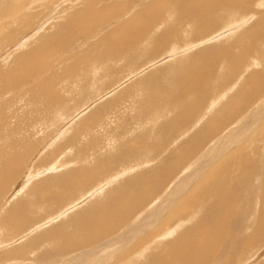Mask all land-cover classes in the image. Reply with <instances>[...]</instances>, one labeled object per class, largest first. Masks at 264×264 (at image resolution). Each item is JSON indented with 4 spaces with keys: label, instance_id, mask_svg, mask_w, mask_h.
<instances>
[{
    "label": "bare ground",
    "instance_id": "bare-ground-1",
    "mask_svg": "<svg viewBox=\"0 0 264 264\" xmlns=\"http://www.w3.org/2000/svg\"><path fill=\"white\" fill-rule=\"evenodd\" d=\"M170 1L171 3L169 2V0H158L152 2V4H148L144 7L142 6L143 8L140 11L134 13L133 15L131 14L126 20H121L123 17L120 19L121 15L123 16L125 14L123 13L124 11L122 12L123 9H126L124 6L117 7L115 5V8L112 7L113 5L109 4L107 6H104L103 4L100 8H96L99 4V1L93 3H91V1L90 3L85 4L84 8L78 12L77 19H79V24L77 22V24H71L69 20V24H64L65 26L62 27L64 28V31L62 33L61 30H59L57 32L58 35L57 33H52L51 36H46V39L45 37H41V39L39 37L40 42L44 43V45L41 43H37L36 46L27 49L24 53L22 52L23 54H19L20 56H17L14 61L12 60V68L9 73L11 75L15 74L18 77L16 78L14 83L6 82V87L2 88L0 86L3 91H5V89H7L10 84L17 85L19 83L17 86H15V89L17 90V87L20 86V84L22 85V83L26 81L27 76L29 78L30 75L40 76L41 74L42 77H44L45 74L49 75L48 73L52 71L48 64V59L50 58V61L54 64H58V66H64V71L59 75L60 79L58 78L60 82L64 84L65 78H69V76L73 77L77 69L74 68L75 65H66V61H63V59L60 60V58L55 59V57L62 53V50L65 49L64 47H68L72 39H76L75 37L83 39L86 36H89L93 31V26L95 24L100 26L101 24L106 23L111 18L117 20L116 28L104 33V35H102L97 41L98 43L95 42L93 46L89 47L90 52L85 51L86 53L80 56H73V59L84 57V61L82 63L85 64V71H90L95 66H97L92 72L87 71L89 73L82 74V80H87V78L89 77V75L91 76V74L93 76H97V78L95 79H98L99 76V78H101L102 74V78H104V76L109 77L113 72L115 73L118 70L117 67L121 66L123 63H125L126 66H129L133 62L140 60L142 57L152 58V54H158L156 57L161 54V56L166 57V63L167 60L169 63L167 69L169 68L172 71V75L170 77L163 76L164 79L160 78V80L163 79L164 84H167H165L166 87L160 86L158 75H153L155 72L154 71L151 75L144 77L143 80H138L136 85L132 84V88L130 86L123 89V87L121 90H119L120 92L112 93L113 95H110L111 92H115V90L117 91V89L112 91V89L109 90L107 88L108 90L106 89V92H104L103 94L98 95L95 98L93 97L94 99L91 98L92 100L90 99V102L86 101L87 103H89V107L85 104L86 107L83 108L84 113L86 110L89 111V108H91L90 105H96L94 108L92 107L93 109H90L91 111L88 112L89 114L86 113L87 115L85 116V119H82V117L80 121L77 122H82L83 125L84 123L88 124L90 121H93V119L96 118L99 114H103L100 112L104 109H107V107H112V105H115L118 102L120 104L119 95L123 96L125 93H130L132 90H134L133 88L137 86L139 88L136 87L137 89H135V94L141 92L146 93L147 96L151 91H155V93L151 92V94H149L147 97L145 96L144 98L141 94V97L138 100L139 113H137V115L139 116L140 114L143 117H140L141 119H143V121H145L144 118L149 117L152 120L159 118L164 119L166 114H169V112L171 114L173 112L174 114V116L172 114L173 117L169 115V119L170 117H172L170 121H166L164 119L165 121L162 120L163 123L161 124L160 128L158 127L159 125L157 126V128L160 129V133L158 134V138L154 143L147 144L146 141L140 142V140L146 138L145 134H142L138 137L135 136V138H132L133 140L127 141V144L122 145L120 148H117L116 146V153L115 151H113L114 154H111L109 152L110 154L107 153L108 155H104L96 151V153L98 154L95 156V153L93 154L92 152L93 156L91 157L90 150V154H88L87 152H81L80 156L82 159L80 158V160L79 157L77 158L80 160L81 164L77 165V163L75 162L74 166L73 162V166L70 169H66L61 173L53 174V177H48L47 179L45 178L46 180L41 181L40 184L37 182L35 185L33 184L30 187L29 185H27L29 184L27 183L28 181L25 182V179L22 185H20L21 179L20 182L18 181L19 188L17 190L14 189L15 191H13V193L15 194H13L11 198H13L14 195H17L20 192H24L25 194V191H27L29 192L28 195L33 196L36 200H34V202H30L27 201L23 196L19 197V199L21 198V202L15 200V203L10 205L7 209V213L3 217H0V230L2 232L4 230H9L10 232L13 230H17V228H23L20 226H22L24 224L23 222H25L27 217H29L27 216V213L29 212L31 207L33 208L36 205V201L41 203L46 200H52L53 203L54 201H57L56 204H59V202L60 204H64L62 202H66V204L62 205L56 212H54L55 210H53V215L56 214L54 217H52L53 215L50 214V218L54 220L57 217L59 218L61 217V215L65 214V210H67L68 208H70L71 211L72 207L76 208L79 204L82 203L81 201L88 199V197L95 196L94 194H96L97 192L101 193L102 191H104L106 185L108 186L112 182L118 180L116 184L110 186L105 192H103V194H101L100 196L97 195V200H88V202L85 203L86 206L82 203V207H84L82 209L83 211L80 210L82 211L80 214H78V212L75 213L76 211L73 212L72 210L73 213H71V215H73H69L70 217L74 216L72 218V224L70 223L71 220H68L70 217L68 219H65L69 222L64 220L65 224L66 222H68V224H71V232H68V229L67 232L64 231L65 229L61 226V224L57 227L53 226L54 228L51 227V229H49L48 226L47 230L43 229L44 234L42 235L36 234V232L35 234L39 235L36 236V238L38 237V241L39 239L41 241L48 238L52 240L48 241L52 242L51 244L53 246L51 245L50 248V242L48 243L47 240H44L46 246L47 243L49 244L48 247L50 249L46 247V252H38L39 255L37 254V257L35 256V258L33 256V260L28 261L27 264H127L131 260V258L132 263L130 264H240L242 260L247 261V258H249L248 256H250L252 252V255H254V253L256 252L253 251L255 250V247H257L258 245L260 246L264 243L263 242L259 244L264 239V170L262 169L264 168V154L259 156L260 152L258 151H260L262 148H258L256 145L259 144H256V142L255 146H252L253 144L251 145V143H249L251 146L250 148L249 145L248 147L247 145H245L243 148L239 147V149L237 150L234 149V144L238 145L242 140V135L245 134L243 133L244 127H249L248 134L254 132L253 136H257V139L255 138V140L261 141L260 143L264 144V142H262L264 139V52L261 53L258 49V44L264 43V0ZM0 2H2V0H0ZM162 2H168L169 4L168 6H161L160 9H156L158 7L157 5ZM173 2L178 8H172L174 6ZM114 3L115 2H113L112 4ZM253 4V8H260V11L258 13H253L255 12V10H253V12L248 11L249 13L253 14H251L248 19L246 18V20L249 21V19L251 17H254L255 14L256 18H254L252 22H249L251 24L243 31H241L242 28H240V30H237V28L246 23L245 17H242L244 14L243 11L248 10L249 8L251 9ZM20 7L21 5H19V8ZM19 8L17 7V9ZM219 9L229 12L226 16L218 19L215 15L212 14H214ZM241 12L243 13L242 16ZM6 13L10 16L12 15L9 10H7ZM16 13L19 17L14 16L16 15ZM14 15L10 20L12 21V24H9L10 21L5 20L8 21L7 23L9 24V27L10 25L13 26L14 24H20L21 20L23 22V18H26L30 14H28L27 16L23 15L24 17H21L18 12H15ZM173 15H177L178 19L180 20H188L189 22H173ZM157 22L159 24L154 25V23ZM85 26H87L88 29L81 30L82 28L85 29ZM235 29L236 31H234ZM218 30L219 32H217ZM70 31H72L71 34L73 33L75 35L74 38L70 34ZM225 33H228L229 36L222 42L218 44L216 43L212 47L211 45L203 47L202 49L197 50L193 55H189L193 52L189 53L183 50V52L186 54L182 55L183 53L181 52L182 56L178 57L180 56L179 50L183 48H187L186 50L192 48L189 47L193 44L192 37H202L203 35L208 34L211 35L210 39H217L221 36H224ZM36 35L37 33L33 35L34 37H31V35H29V41L34 39ZM38 36H40V34ZM67 36L69 38V41H66L68 39H65V43L62 41V38H66ZM186 38L189 39L187 40ZM185 39L186 41H184ZM27 43L28 42H25L23 44L18 43L19 46H17L19 48L21 47V49H24ZM181 43L183 44V47L178 48L180 47L179 44ZM197 44L201 45L200 43ZM171 56L173 58H178H174L169 62V60H171ZM159 57L156 58V60L147 63V67L152 68L156 66L159 61L161 63L162 60H165L164 58H161L162 60H160ZM196 58L198 60H195ZM5 59H7V57ZM201 59L204 60L200 61ZM78 60L73 61L77 62ZM178 60H180V62H178ZM192 61H194V64H192ZM195 61L200 62L196 63ZM190 64L194 66L197 65L198 69L193 68V66H191ZM130 69L129 71L127 70L129 72H127L128 74L131 73L130 78L141 74L142 69H139L136 73H134V70L130 71ZM167 69H165V72ZM27 70L30 71L28 74H25V71ZM190 71H193L194 73ZM7 72L8 71L0 73L1 80L6 81L5 79L9 74ZM97 73L98 75H96ZM220 73L222 74L220 75ZM231 79L235 80V82L231 85H227L225 82ZM9 81L11 82V80ZM92 81L94 82L93 79ZM97 81L98 80H96V82ZM42 82V87H39V84H36L38 85L36 86L37 90L35 89L34 91H28L26 89L24 93L29 95L31 94L32 99H37V101H39L40 104L38 105L42 104L48 110L57 108L59 110H55L57 119L64 121L65 119L63 118V115L68 114L69 111L71 112L72 110H68V113H65L67 108H65L64 111L65 106L63 107L61 105L62 102H64L68 98L60 95V92L58 93L57 89H54V81H52L50 78L45 77ZM96 82H94L92 85H95ZM160 83L162 84L163 82ZM122 84L120 85L123 86ZM85 85L86 84H82L81 87H79V89H82L81 91L83 92L85 90ZM93 87L95 89V86ZM119 88L121 87L119 86ZM63 93L66 94L65 92ZM160 93H162V95ZM69 94L71 93L69 92L67 94V97H69ZM29 95L28 98L31 97ZM106 95H108V99L105 98V101L101 99ZM89 97H91V94ZM81 98H79V101ZM87 100L89 101V98ZM98 100H103V103H101V101V105L98 104L99 102L95 103ZM206 100H208L209 102V105L207 106L205 105L207 104ZM67 101L69 103V100H66V102ZM255 102L259 103V110L258 112H251L249 114L246 109L250 106V104ZM78 104H80V102ZM256 104L252 107H255ZM27 105L25 104L24 106L26 107ZM204 105L207 108L203 111L204 114L200 117V114L198 115V112H200L199 110H201ZM218 105L219 107H217ZM10 106L8 105V109ZM82 106L83 105H81L80 107ZM41 107L42 106H40L39 108ZM36 108L37 107H35V109ZM85 108L87 109L85 110ZM43 109H41V111H43ZM14 110H16V108ZM24 111H26V109ZM81 111H75L76 113L72 117L70 115V118L65 120L67 123L66 125H68L73 119H75V117L79 118L80 116L78 115ZM174 111L177 112L176 116ZM213 111L214 113L210 115V113ZM245 112H247L248 115H245ZM34 113L36 114L35 111ZM52 113L54 114V112ZM110 113L111 111H108V114L106 113V116H108ZM27 114L29 113H26V115ZM35 114L34 116L31 115L33 119L37 116L38 112L36 115ZM137 115L135 119H137ZM10 117H8V119ZM24 117L25 116H23V118ZM38 117L39 116L36 117V120H33L34 122H32V124L38 121ZM166 117L168 118V116ZM11 118L13 119V117ZM23 118L20 117V119ZM0 119H2V117ZM15 119H17V117ZM30 119L32 120L31 117ZM40 119L42 118H39V121H41ZM51 119L54 118L51 117ZM110 120L108 123L109 126L113 125ZM25 121L28 123L29 126L27 127H29V129H34L38 125H30L31 123H29L26 118ZM44 124L45 123H43V125ZM46 124L48 125V123ZM104 124L105 129L106 123ZM16 125L17 124H15V126ZM52 126L53 125H51V127ZM39 127L42 128L41 125ZM97 127L98 126H96V128ZM23 128L26 129V127ZM23 128L17 129L15 130V134H11L13 137V139H11L14 140V143L11 140L12 143L10 142L9 145L13 144L11 145V149L12 147H16V149L13 148L15 150L11 153V150L9 152L7 151L8 153H10L7 155L0 154V156L2 155L1 157H3L2 161L0 162V195H5V193L8 191V186L12 182H14L13 180L15 175H19L20 170L23 167V163H25V161H28V157L31 156V153L33 154L32 151H34L37 147V145L34 144L32 140H30L37 133L34 134L33 137L26 139L22 136V133L25 131ZM81 128L82 127L76 130L80 131ZM112 128H108L107 130H105L107 136L112 135L110 133V130H112ZM125 128H122L123 131L125 130ZM85 130L86 127L83 130L81 129V131ZM92 130L94 131V129ZM116 130L115 128L113 129V131L115 132ZM0 131H2V129ZM32 131L29 132L33 134ZM40 131H42L43 133V130L40 129ZM40 131L36 130V132ZM26 132L28 134V130ZM62 132L64 133V131ZM99 132L100 134H102L100 130ZM122 133L121 135H123ZM62 134H56L57 137H53L51 135L54 139L51 143L57 142L62 137ZM70 134L72 135L73 133ZM117 134L116 137L118 138L120 134ZM4 135L3 137L1 135L0 136L2 138H5ZM11 135H9V137ZM84 135L82 134V136ZM76 137L79 138L78 136ZM76 137L74 135V137L70 138L72 140V144H74L73 141L76 142V140H78ZM122 137L123 136H120L119 139H121ZM180 137H183L184 141L177 146L175 145L176 148L174 147V150L172 148L173 152H170L171 154L169 157H163L162 159L157 161V163H159H156L157 165L154 168L142 170V166H144L142 164H144L145 162L146 164H148L150 161H155L156 158L159 159L161 157L160 156L158 158L160 153L162 151L166 152V150L169 148L170 145L167 146V144L170 143L169 141L175 138L179 139ZM106 138L107 137H105V139ZM210 139H214V142H210ZM9 140L10 139H8V141ZM92 140L95 141L94 139H91V142ZM112 140L111 143L113 142ZM88 141H86V143ZM0 142L2 143L4 141L1 139ZM66 142H68V140ZM66 142L65 144H67ZM91 142L89 141V143ZM122 142H125V140ZM89 143L85 144V147L86 145L90 146L91 144ZM72 144L67 145L70 147ZM93 144L92 146H94ZM108 144L109 143L107 142V144L105 145ZM1 146L3 145L1 144ZM45 146L48 145H44V148ZM4 147L6 149V145ZM61 147L63 148V146ZM1 149L3 150L4 148ZM7 149H10V147H8ZM60 149L56 151H59ZM233 150H235L233 154L224 157L226 152L229 153ZM49 151H51V153L48 152V154L50 153L51 156L53 154L55 155L56 153L53 150ZM246 151H250L251 153L249 154H254V160L252 159V157L246 154ZM195 152L196 155L198 153H200V155L195 156ZM83 154L86 155V158L83 156ZM46 157L48 158V156H45V158ZM90 158L92 159V161H90ZM218 158H220L219 162L215 166H212L214 165L212 164V162H214L215 159ZM140 159H142L143 162ZM190 161H194V166L189 167L190 165H188V163ZM65 162V168H67L68 163L71 164L72 161L67 162L66 159ZM135 162L141 163L137 164V166L140 165L139 169H137L139 171H133L134 173L131 174L128 179L119 181V176L124 173H128L126 171H130L133 169V166H136L134 165ZM186 163L188 166L184 167ZM51 164H53V162H51ZM47 168L51 171L53 169L51 167ZM187 168L190 169L186 170ZM57 170H59V168H57ZM169 181H173V183L169 185ZM250 181H260L261 187L259 188V191H257V183H255L256 187H254L252 183H250ZM167 185H169L170 187H167V190L164 189L165 193L163 191V194L165 195L157 198L160 190L165 188ZM26 186L28 188L24 190ZM29 187L32 189H30ZM161 194L162 193H160V195ZM183 194L185 195L182 196V198L179 197ZM1 197L2 196H0V199ZM43 206V208L46 207V205L44 204ZM35 212L37 213V211H34V214ZM45 213L43 212V214ZM163 216L164 218H162ZM36 217L37 216H35L34 218L36 219ZM40 217L41 216L38 217L39 221H37V224L39 225L41 223ZM45 219L46 217L44 218V220ZM27 222L28 221H26V224H28ZM22 231L24 232V230ZM22 231L21 233H23ZM27 231H29V229H27ZM7 235L13 236L12 234ZM1 236L2 235H0V237ZM166 236L172 238L166 239ZM153 243L154 245L151 246ZM32 244H35L34 240H30L27 244L24 243V245L20 247L18 246V248L12 250L11 252L7 251V255L0 257V262L3 261L4 257L10 256V253L13 257L17 255H24V252L26 253L27 251H29L27 249L34 246ZM38 246L36 245V247ZM41 246L43 247V245ZM150 247H152L151 251L148 250ZM38 248H40V246ZM34 249L32 251H34ZM43 249L45 250V248ZM29 254L31 256V254L33 255L34 253L31 252ZM142 254H144L145 257L141 258L142 256L140 255ZM130 256L131 258H129ZM25 262H27V260ZM10 263L13 264L12 262ZM19 263L15 262V264ZM6 264L9 263L7 262ZM20 264H22V261Z\"/></svg>",
    "mask_w": 264,
    "mask_h": 264
},
{
    "label": "rangeland",
    "instance_id": "rangeland-1",
    "mask_svg": "<svg viewBox=\"0 0 264 264\" xmlns=\"http://www.w3.org/2000/svg\"><path fill=\"white\" fill-rule=\"evenodd\" d=\"M51 1V2H50ZM92 1V2H91ZM97 1H99V4H98V6H97V4H96V8H100L101 7V5H103L104 4V6L106 5H113L112 7H115V5L117 6V7H119V6H124L126 9H123L122 10V12L123 13H125L123 16L121 15V17H120V15H119V17H120V19L121 20H126L131 14L133 15L134 13H136V12H138V11H140L144 6H146V5H148V4H152V2H154V1H158V0H97ZM96 0H2V2H0V73L1 72H5V71H8L7 73H9L10 72V70H11V68H12V63H13V61L16 59V57L17 56H20L19 54H23L27 49H29V48H32V47H34V46H36L37 45V43H41V44H43L44 45V43H42V42H40V39H41V37H45V39H46V36L47 37H49V36H51L52 35V33L53 34H56L59 30H61V33L64 31L63 29L64 28H62L63 26H65V25H67V24H69V22H71V24L73 23V24H77L78 22H79V19H77V17H78V12L79 11H81L83 8H84V6H85V4H87V3H93V2H97ZM177 1H180V0H177ZM183 1V0H182ZM33 2V3H32ZM42 2V3H41ZM48 2V3H47ZM113 2H115L114 4H112ZM169 2L171 3V1L169 0ZM23 3V4H22ZM51 3V4H50ZM105 3H107V4H105ZM174 3V2H173ZM21 5V7L19 8V5ZM64 4V5H63ZM119 4V5H118ZM160 4V5H159ZM157 6V8L156 9H160V7L162 6H168V2H162V3H159ZM2 5H4V6H2ZM13 5V6H12ZM57 5V6H56ZM93 6V7H94ZM143 6V7H142ZM170 6V5H169ZM245 6V5H244ZM243 6V7H244ZM13 7V8H12ZM16 8V10H15V8ZM17 7L19 8V9H17ZM94 7V8H95ZM103 7V6H102ZM141 7V8H140ZM177 6H176V4L174 3V6L172 7V8H176ZM242 7V8H243ZM254 7V4L252 5V7H251V9L249 8L248 10H245V11H243L244 12V14H246V15H244L242 12H241V16H242V14H243V16L242 17H245V20H246V18L248 19L249 18V16L251 15V14H253V13H258L259 11H260V8L259 9H254L253 8ZM116 8V7H115ZM178 8V7H177ZM7 10H9L10 12H11V16L10 15H8L7 13H6V11ZM114 10V9H113ZM136 10V11H135ZM173 10V9H172ZM253 10H255V12H253ZM253 12V13H249V12ZM15 12H18L19 13V15L22 17L23 15L24 16H27L28 14H30L29 16H27L26 18H23L24 19V21L22 22V20H21V22H20V24H14L13 26L12 25H10V27H9V24H12V21H10L13 17V15L15 14ZM128 12V13H127ZM229 11H225V10H221V9H219V10H217L214 14H212V15H215L218 19H220V18H222V17H224V16H226L227 15V13H228ZM246 12V13H245ZM28 13V14H27ZM74 13V14H73ZM247 13H249V14H247ZM128 14V15H127ZM14 16H17V17H19L18 16V14L16 13V15H14ZM23 16V17H24ZM73 16V17H72ZM76 16V17H75ZM125 16V17H124ZM127 16V17H126ZM259 16H261V15H259ZM69 17V18H68ZM71 17V18H70ZM75 17V18H74ZM9 18V19H8ZM28 18V19H27ZM254 18H256V14L254 15V17H251L250 19H249V21H245L246 23L245 24H243V25H241V27H239V28H237V30H240V28H242V30L241 31H243L245 28H247L251 23H249V22H252L253 20H254ZM117 19H119V18H117ZM5 20H8V21H10L9 22V24L7 23L8 21H5ZM70 20V21H69ZM26 21H28V22H26ZM67 21V22H66ZM69 21V22H68ZM116 19H109L106 23H104V24H101L100 26H98V25H94L93 27V31L90 33V35L89 36H86L85 38H83V39H80V38H78V37H75L76 39H72L71 40V43H69V45H68V47L66 46V47H64L65 49H63L62 50V53L61 54H59L58 56H56L55 57V59H59L60 58V60H62L63 59V61H66V65H69V66H74V68L75 69H77V71L75 72V75L72 77V76H69V78H65V82H64V84H62V82H60V78H59V75L64 71V66L63 65H59L58 66V64L56 65V64H54L53 62H51L50 61V59H48V64H49V66H50V68L52 69V71L50 72V73H48L49 75H47V74H45L44 75V77H42V75L40 74V76L39 75H35V76H33V75H30L29 76V78H28V76H27V78H26V81H24L23 83H22V85L20 84V86H18L17 87V90L15 89V86H17V85H11L10 84V86H8V88L7 89H5V91H3V87H6L5 86V84H6V82H9V83H14L15 82V80H16V78L18 77V76H16L15 74L14 75H11L10 73L8 74V76L6 77V81H4V80H1L0 81V86L2 87H0V113H1V115H0V118L2 117V119H0V124H2V125H0V130L2 129V131H4L6 134H8V135H6L4 132H2V131H0V135L3 137V135H4V137L5 138H2L1 136V138H0V141H1V139L4 141V142H0V146H1V144L3 145V146H1L0 147V149L1 148H4L3 150L1 149L0 150V154H5V155H7V154H10L11 152H13L15 149H16V147H12V149H11V145H13V144H10L9 145V143L11 142V140L13 139V137H12V135L13 134H15V130H17V129H20V128H23V127H26V129H24L25 131L22 133V136L23 137H25L26 139L28 138H31V137H33L34 136V134H36L32 139H30V140H32L33 142H34V144H36L37 145V147H36V149L34 150V151H32L33 152V154L31 153L30 155V157H28V161H25V163H23V167L21 168V170H20V173H19V175L18 174H16L15 175V177H14V182H12L8 187L9 188H7L8 189V191L5 193V195L4 194H2V195H0V196H2L1 197V199H0V208H2V209H0V217L2 216H4L6 213H7V209L9 208V206L10 205H12L13 203H15L14 201L15 200H17V201H19V202H21L20 200H21V198L19 199V197H21V196H23L24 198H26V200L27 201H30V202H34V200H36V199H34V197L33 196H29L28 195V193L29 192H27V191H25L26 193L24 194V192H20V193H18L17 195H14L13 196V198H11L12 197V195L13 194H15V193H13V191H15V190H17L19 187H18V185H19V182H20V179H21V184L20 185H22L23 184V181H24V179H25V182L26 181H28L27 183H29V184H27V185H29L30 187L34 184H36L37 182L40 184L41 183V181H43V180H46L48 177H53V174H57V173H61V172H63L64 170H68V169H70L72 166H73V164H74V166H75V162L77 163V165L78 164H81L80 163V160L82 159L81 158V156H80V154H81V152H84V153H88V154H90L89 153V150H90V152H91V157L93 156V154L96 156L98 153H96V151L97 152H99L100 154H107V153H111V154H114V152L113 151H115V153H116V146H117V148L119 147H121L122 145H126L127 143V141H129V140H133L132 138H135V136H141L142 134H145V139L143 138V140H140V142H145L146 141V143L147 144H152V143H154L156 140H157V138H158V134L160 133V126H161V124L163 123V121H170V119H172V117L174 116V114H173V112H172V114H173V116H172V114L169 112V114H166V116H168V118L166 119L165 117H164V119L162 118H159V119H155V120H152L150 117L149 118H144V120L145 121H143V119H141L140 117H142L140 114H139V116L137 115V113H139L138 111H139V107H138V100L140 99V97H141V94H142V97L144 98L145 96H146V93H141V92H138V93H136L135 94V89H137V88H139V87H134L133 89L134 90H130L131 92L130 93H125L123 96H121V95H119L120 96V104H119V102L118 103H116L115 105H112V107L111 106H109V108L107 107V109H104L103 111H101L100 113H103V114H99L96 118H94L93 119V121H90L88 124H85L84 123V125L82 124V122L81 123H77V122H79L80 121V119L82 118V119H85V116L87 115V114H89L88 112H90L91 110L90 109H93L94 107H95V103H98V104H100V101H101V103H103L102 101L104 100H106V99H108V95H106L104 98H101V99H103V100H98V101H96L95 103H93V104H95L94 106L93 105H90V107L91 108H89V111H87L86 109L87 108H85V113H84V110H83V108L84 107H86V105L89 107V103H87V102H90L92 99H94L95 97H97L98 95H101V94H103L104 92H106V89L108 88L109 90L110 89H112V91H114L115 89H117V91L115 90V92H111V94L110 95H113L112 93H117V92H120L119 90H121L123 87V89H125V88H128V87H130L131 86V88L133 87V85H136L137 84V81L138 80H143V78L144 77H146V76H148V75H151L152 74V72H154V74L153 75H158V80H160V78H163L164 79V77L163 76H165V77H170L171 75H172V71L168 68L167 69V66L169 65V63H168V60H167V63H166V57H164V56H161V55H159V56H161V57H159V59L160 60H162L161 58H164L165 60H162V64L160 63V61H159V65L157 64L156 66H154V67H152V68H148L147 67V63H149L150 61H154V60H156V58H158V57H156L158 54H152V58H154V57H156V58H154V59H152L151 57H142L140 60H138V61H135V62H133L131 65H129V66H126L125 65V63H123L121 66H119V67H117L118 68V70L114 73H112V75H110L109 77H111V78H109V77H107V76H104V78H102V75H101V78H99L98 77V79H95V78H97V76H93L92 74H91V76L89 75V77L87 78V80H82L81 79V75L82 74H84V73H89V72H92L93 70H94V68H96L97 66H95L93 69H91L90 71L89 70H87V71H89V72H87V71H85L84 70V63H82L84 60V57L83 58H78V59H73V56H76V55H82V54H84V53H86V52H90V48L89 47H91V46H93V44L95 43V42H97L98 40H99V38L102 36V35H104V33H106V32H109V31H111V30H113L114 28H116ZM172 21L173 22H177V21H182V22H184V23H188L189 21L188 20H183V19H178V16L177 15H173V17H172ZM2 22V23H1ZM6 22V23H5ZM66 22V23H65ZM77 22V23H76ZM2 24V25H1ZM5 26H4V25ZM8 24V25H7ZM24 24V25H23ZM46 24V25H45ZM65 24V25H64ZM79 24V23H78ZM159 23L157 22V23H154V25H158ZM253 24V23H252ZM40 25H41V29H40ZM44 25V26H43ZM71 26H73V25H71ZM240 26V25H239ZM35 27H37V28H35ZM61 27V28H60ZM35 28V29H34ZM60 28V29H59ZM82 28V27H81ZM85 29H81V30H87L88 29V27L87 26H85L84 27ZM37 29V30H36ZM39 29H40V31H39ZM34 31V32H33ZM36 31V32H35ZM234 31H236V29L234 30ZM240 31V32H241ZM32 32H33V34H32ZM71 32L72 31H70V34H71ZM217 32H219V30L217 31ZM240 32H238V33H240ZM35 33H37V35H36V37L34 38V39H32V40H30L29 41V39H30V36L29 35H31V37L35 34ZM44 33V34H43ZM237 33V34H238ZM40 34V36H38ZM43 35V36H42ZM57 35H58V33H57ZM72 35V37L74 38V34L72 33L71 34ZM70 35V36H71ZM207 36V37H206ZM212 36H213V34H212ZM229 36V34L228 33H225L224 34V36H221V37H219V38H212V39H210L211 38V35H208V34H206V35H203L202 37L200 36V37H192V43H190V44H192L193 46H194V48H193V46L192 45H190L189 47H192V48H190V49H188V50H186L187 48H183V49H181V50H179L180 52V56H178V57H181L182 55H184V54H186V53H184L183 52V50L184 51H186V52H189V53H192V54H189V55H193V54H195V52L197 51V50H200V49H202L203 47H207V46H210L211 45V47L212 46H214V44H218V43H220V42H222L223 40H225L227 37ZM28 37H29V39H28ZM34 37V36H33ZM39 37H40V39H39ZM222 37H224V38H222ZM196 38V39H195ZM208 38V39H207ZM63 40V42H65L66 43V41H69V38H68V36L65 38H62ZM65 39H68V40H66L65 41ZM71 39V38H70ZM187 40L189 39V38H186ZM186 39L184 40V41H186ZM198 39V40H197ZM82 40V41H81ZM200 40V41H199ZM207 42H206V41ZM22 41V42H21ZM202 41H203V43H202ZM209 41V42H208ZM13 42V43H12ZM25 42H28L26 45H25V47H24V49L22 48L21 49V47L19 48L18 46H19V44L18 43H25ZM64 43V44H65ZM85 43V44H84ZM98 43V42H97ZM197 43H200L201 45H199V44H197V46H196V44ZM61 44V43H60ZM18 45V46H17ZM180 45V47H178V48H181V47H183V44L181 43V44H179ZM199 45V46H198ZM14 46H16V47H14ZM258 49H259V51L261 52V53H263L264 52V43H260V44H258ZM73 47V48H72ZM10 48V49H9ZM12 48V49H11ZM86 51V52H85ZM23 52V53H22ZM166 52V51H165ZM183 54H182V53ZM64 53V54H63ZM178 53V52H177ZM7 54H8V56H7ZM182 54V55H181ZM188 54V53H187ZM63 56V57H62ZM167 56V55H166ZM7 57V59H5ZM178 57H174L175 59H177ZM183 57H185V56H183ZM172 56H171V60H169V62L170 61H172L173 59H174ZM5 59V60H4ZM151 59V60H150ZM253 59V58H252ZM8 60V61H7ZM13 60V61H12ZM73 60H78L77 62H74ZM195 60H198L197 58L195 59ZM202 60H204V59H201L200 61H202ZM182 61H183V58H182ZM200 61H195L196 63H199ZM156 62V61H155ZM164 62V63H163ZM178 62H180V60H178ZM74 63V64H73ZM134 64V65H133ZM192 64H194V61H192ZM192 64H190L191 66H193V68H197L198 69V66L197 65H192ZM111 65V64H110ZM11 66V67H10ZM145 68H144V67ZM56 67H58V68H56ZM130 69V71L131 70H134L135 72L134 73H136V72H138V70L139 69H142L141 70V74H139V75H136L135 77L133 76V77H131L130 78V75H131V73L130 74H128L129 72V69ZM133 68V69H132ZM144 68V69H143ZM148 69V70H147ZM165 69H167L166 70V72H165ZM61 70V71H60ZM110 70V69H109ZM128 70V71H127ZM29 71L30 70H27V71H25V74H28L29 73ZM156 71H157V73H156ZM73 72H74V70H73ZM101 72V71H100ZM128 72V73H127ZM190 72H193V71H190ZM7 73H5V74H7ZM194 73V72H193ZM53 74H55V75H53ZM101 74V73H100ZM222 73H220V75H221ZM11 75V76H10ZM96 75H98V73L96 74ZM123 75V76H122ZM128 75V76H127ZM219 75V76H220ZM38 76V77H37ZM56 78H55V77ZM10 77V78H9ZM32 77V78H31ZM45 77H47V78H50L52 81H54L53 82V86H54V89H57V92L60 94V95H62V96H65V98H68V99H66V100H69V103H68V101L66 102V100L64 101V102H62V106L64 107V111H65V108H67L66 109V111H65V113H68V110H71V112L69 111V113L68 114H64L63 115V118L66 120V119H68V118H70V115H71V117L77 112V111H81V110H83V111H81L80 112V114L78 115V116H80L79 118H77V117H75V119H73L68 125H66L67 123H66V121L64 120V121H62V120H59V119H57V116L55 115V112L56 111H59L57 108H53V109H50V110H48V109H46L45 108V106L44 105H38V104H40L39 103V101H37V99H32V95L30 94H25L24 93V91L27 89L28 91H34L35 89L37 90V87L36 86H38V85H36V84H39V87H42L43 86V79L45 78ZM142 77V78H141ZM8 78V79H7ZM12 78V79H11ZM59 78V79H58ZM127 78V79H126ZM92 79L94 80V82H96V80H98L96 83H95V85H92L94 82L92 81ZM101 79V80H100ZM107 79H108V81H107ZM112 79V80H111ZM122 79V80H121ZM129 79V80H128ZM163 79H161L160 80V82H163L162 84L159 82V84H160V86H163V87H166V85L164 84V81H163ZM166 79V78H165ZM9 80H11V82L9 81ZM39 80V81H38ZM55 80H56V82H55ZM119 80V81H118ZM121 80V81H120ZM127 80V81H126ZM100 81V82H99ZM116 81H118V82H116ZM230 81V82H229ZM235 82V80H228V81H226L225 83L227 84V85H231L232 83H234ZM241 82V81H240ZM55 83V84H54ZM98 83V84H97ZM123 83V84H122ZM135 83V84H134ZM82 84H86L85 86H84V88H85V90H84V92L83 91H81L82 89H79V87H81V85ZM120 84H122L123 86H121ZM133 84V85H132ZM140 84H141V82H140ZM121 87V88H119V86ZM165 85V86H164ZM217 85V84H216ZM215 85V86H216ZM22 86V87H21ZM56 86V87H55ZM93 86H95V89H94V87ZM118 86V87H117ZM140 86V85H139ZM171 86V85H170ZM169 86V87H170ZM218 86V85H217ZM74 88V89H73ZM114 88V89H113ZM10 89V90H9ZM107 89V90H108ZM208 89V88H207ZM20 90V91H19ZM209 90V89H208ZM235 90H237V89H235ZM9 91V92H8ZM81 91V92H80ZM63 92H65L66 94H64ZM71 93V94H69V97H67L68 95V93ZM152 93H155V91H151ZM151 92L150 93H148V95L149 94H151ZM159 92H161V91H159ZM82 95H81V94ZM223 93V92H222ZM3 94V95H2ZM89 94V95H88ZM90 94H91V97H89L90 96ZM94 94V95H93ZM95 94H97V95H95ZM161 95H162V93H160ZM20 95H22V96H20ZM28 95L29 96H31V97H29L28 98ZM75 95V96H74ZM77 95H79V96H77ZM87 95V96H86ZM109 95V96H110ZM147 95V96H148ZM16 96H18V97H16ZM146 96V97H147ZM151 96V95H150ZM16 97V98H15ZM82 97V98H81ZM85 97V98H84ZM89 98V101L87 100L88 98ZM94 97V98H93ZM79 98H81L80 99V101H79ZM92 98V99H91ZM106 98V99H105ZM8 99H10V100H8ZM16 99H18V100H16ZM29 99V100H28ZM91 99V100H90ZM2 100V101H1ZM22 101V102H21ZM24 101H26V102H24ZM87 101V102H86ZM14 102V103H13ZM16 102V103H15ZM30 102H31V104H30ZM34 102V103H33ZM37 102V103H36ZM66 102V103H65ZM80 102V104H78ZM9 103V104H8ZM32 103H33V105H32ZM36 103V104H35ZM206 103L207 104H205L206 106L207 105H209V102H208V100H206ZM257 102H255V103H252V104H250V106L246 109V111L250 114L251 112H258V110H259V103H257ZM7 104V105H6ZM27 105L26 107L24 106V105ZM86 104V105H85ZM97 104V105H98ZM256 104V106L255 107H252V106H254ZM8 105L10 106L9 107V109H8ZM30 105V106H29ZM60 105V106H61ZM78 105V106H77ZM81 105H83L82 107H80ZM101 105V104H100ZM204 105V107H202V109L201 110H199L200 112H198V115L201 117L204 113H203V111L207 108L206 106ZM7 106V107H6ZM21 106V107H20ZM34 106V107H33ZM40 106H42L41 108H39ZM115 106V107H114ZM120 109H118L117 107ZM6 107V108H5ZM20 107V108H19ZM24 107V108H23ZM31 107V108H30ZM35 107H37L36 109H35ZM59 107V106H58ZM80 107V108H79ZM93 107V108H92ZM217 107H219V105L217 106ZM216 107V108H217ZM3 108V109H2ZM16 108V110H14ZM35 110H34V109ZM45 110H44V109ZM78 108V109H77ZM130 108V109H129ZM5 109V110H4ZM8 109V110H7ZM20 109V110H19ZM26 109V111H24ZM41 109H43V111H41ZM1 110H2V112H1ZM7 110V111H6ZM11 112H10V111ZM36 112V114H37V112H38V114H37V116H39L38 118H37V122H35V123H33L34 125L36 124H38L36 127L35 126H33V127H35L34 129L32 128V127H30V128H32V129H29V127H27V126H29L28 125V123L25 121V118H26V120L29 122V123H31L30 125H33L32 124V122H34L33 120H36V117H34V119H33V117L31 116V115H33L34 116V111ZM48 110V111H47ZM56 110V111H55ZM122 110V111H121ZM4 111H5V113H4ZM43 112V113H40V112ZM44 111H46V112H44ZM73 111V112H72ZM76 111V112H75ZM108 111L110 112L111 111V113L108 115V116H106L107 114H108ZM9 112V113H8ZM20 112V113H19ZM23 112V113H22ZM32 112H33V114H32ZM52 112H54V114L52 113ZM115 114H114V113ZM117 112V113H116ZM175 112V111H174ZM247 112H245V115L247 114ZM26 113H29V114H27L26 115ZM31 113V114H30ZM46 113V114H45ZM82 113V114H81ZM87 113V114H86ZM107 113V114H106ZM149 113V112H148ZM214 113V111L213 112H211L210 113V115L211 114H213ZM17 114V115H16ZM35 114V115H36ZM42 114H43V116H42ZM53 114V115H52ZM153 114V113H152ZM3 115H4V117H3ZM13 117V119L10 117ZM21 115V116H20ZM25 116L24 118H23V116ZM112 117H111V116ZM136 115H137V119H135L136 118ZM169 115H171L172 117H170V119H169ZM177 115V112H175V116ZM248 115V114H247ZM10 117L9 119H8V117ZM68 116V117H67ZM17 117V119H15ZM20 117H22L23 119H20ZM30 117L32 118V120L30 119ZM47 119H46V118ZM51 117H53L54 119H51ZM101 117V118H100ZM5 118V119H4ZM39 118H42V119H40L41 121H39ZM110 118H111V120H110ZM138 118H139V120H138ZM143 118V117H142ZM4 119V120H3ZM8 119V120H7ZM30 121H29V120ZM46 119V120H45ZM100 119V120H99ZM1 120H2V122L4 123V126H3V123L1 122ZM11 120V121H10ZM16 122H15V121ZM18 120V121H17ZM21 120H23V121H21ZM45 122H44V121ZM57 120V121H56ZM109 120L112 122V124L113 125H115V126H113V125H111L112 127H114L115 128V130H116V132L115 131H113V129L114 128H112L111 126H109ZM163 120V121H162ZM43 121V122H42ZM49 121V122H48ZM51 121H53V122H51ZM13 122V123H12ZM15 122V123H14ZM21 124H20V123ZM39 122H40V124H39ZM59 122V123H58ZM24 123V124H23ZM26 123V124H25ZM42 123V124H41ZM43 123H45L44 125H43ZM46 123H48V125L46 124ZM56 123V124H55ZM64 123H65V125H64ZM104 123H106V128L104 129V127H105V124ZM6 124H8V125H6ZM15 124H17L16 126H15ZM53 125L52 127H51V125ZM79 126H78V125ZM81 124V125H80ZM142 124V125H141ZM6 125V126H5ZM12 127H11V126ZM20 125H22V126H20ZM24 125H26V126H24ZM41 125V127L42 128H40L39 126ZM43 125V126H42ZM89 125V126H88ZM104 125V126H103ZM159 125V126H158ZM19 128H18V127ZM48 126H49V128H48ZM70 126H72V127H70ZM83 126H84V128H83ZM96 126H98L97 128H96ZM108 126V127H107ZM122 126V127H121ZM127 127V128H125V127ZM157 126L159 127V128H157ZM198 126V125H197ZM4 127H11L12 129H13V131H12V129L11 128H4ZM17 127V128H16ZM39 127V128H38ZM44 127V128H43ZM80 127H82L81 129L83 130V129H85V127H86V130L85 131H81V129H80V131L79 130H76V129H79ZM90 127V128H89ZM102 127V128H101ZM120 127H121V129L122 128H125V130L123 131V129L121 130L120 129ZM47 128V129H46ZM63 128V129H62ZM73 128V129H72ZM74 128H75V130H74ZM108 128H112V130H110V133L112 134V135H108L107 136V134H106V132H105V130H107ZM37 131H40V129L41 130H43V133H42V131H40V132H36V130ZM60 129V130H59ZM62 129V130H61ZM92 129H94V131L96 132H94ZM102 129V130H101ZM126 129H128V130H126ZM7 130V131H6ZM28 130V134H27V131ZM33 130V131H32ZM35 130V131H34ZM59 130V131H58ZM73 130V131H72ZM99 130L101 131V133L103 134H100V132H99ZM29 131H32L33 132V134L31 133V132H29ZM62 131H64V133L62 132ZM122 131H123V133H122ZM126 131V132H125ZM246 131V132H245ZM248 131H249V127L247 128V127H244V131H243V133H245V134H243L242 135V140L240 141V143L238 144V145H235L234 144V149L235 150H237V149H239V147L240 148H243L245 145H247V147H248V145H249V148L251 147L250 146V144L249 143H251V145L252 146H255L256 144H259V145H256L258 148H262L260 151H258V152H260V155L259 156H261L262 154H264V149H263V143H260L261 141H257V140H255V138L257 139V136H253V134H254V132H251L250 134H248ZM254 131H256V130H254ZM12 132V133H11ZM67 134H66V133ZM81 132V133H80ZM84 132V133H83ZM89 132V133H88ZM91 132V133H90ZM95 134H94V133ZM104 132V133H103ZM25 133V134H24ZM31 133V134H30ZM63 133V134H62ZM70 133H73L72 135L70 134ZM98 133V134H97ZM120 134L119 136H118V138L116 137V134ZM121 133L123 134V135H121ZM12 134V135H11ZM56 134L57 135H59V134H62L61 136V140L59 139L57 142H54V143H51V142H53V138H52V136L53 137H57L56 136ZM78 134V135H77ZM81 134V135H80ZM82 134L84 135V134H87V135H84V136H82ZM117 134V135H118ZM124 134H127V135H124ZM9 135H11L10 137H9ZM28 135H30V136H28ZM32 135V136H31ZM52 135V136H51ZM71 135V136H70ZM74 135H75V137L76 136H78L79 138H77L78 140H76V142L75 141H73L74 142V144H72V140L70 139L71 137H74ZM8 138H7V137ZM82 136V137H81ZM100 136V137H99ZM115 136V137H114ZM120 136H123L121 139H119L120 138ZM81 137V138H80ZM85 137V138H84ZM93 137V138H92ZM105 137H107L106 139H105ZM114 137V138H113ZM128 137V138H127ZM12 138V139H11ZM48 138V139H47ZM88 138V139H87ZM110 139V141H109V139ZM125 138V139H124ZM253 140H252V139ZM8 139H10L9 141H8ZM39 139H40V141H39ZM90 139V140H89ZM91 139H94L95 141H93L92 140V142H91ZM113 139V140H112ZM159 139H160V136H159ZM184 138L183 137H180L179 139H177V138H175V139H173V140H170L169 142L170 143H172V144H174V145H172V144H167V146H169V148L166 150V152L165 151H162L161 153H160V155L158 156V158L159 159H157L156 158V160L155 161H150L148 164H146V162L144 163V164H142V165H144V166H142V170H148V169H151V168H154L158 163H157V161H159L160 159H162L163 157H169L170 156V154L173 152V150L176 148V146L177 145H179L181 142H183L184 140H183ZM50 140V141H49ZM68 140V142H66ZM83 140V141H82ZM85 140V141H84ZM91 142V143H89V141ZM111 140L113 141L112 143H111ZM118 140V141H117ZM125 140V142H122V141H124ZM176 142H175V141ZM181 140V141H180ZM247 140V141H246ZM250 140V141H249ZM7 141V142H6ZM86 141H88L87 143H86ZM12 142L14 143V140H12ZM11 142V143H12ZM50 142V143H49ZM61 142V143H60ZM65 142L68 144V145H70V144H72L70 147L67 145V144H65ZM71 142V143H70ZM105 142V143H104ZM107 142L109 143L108 145H105V144H107ZM210 142H214V139L212 140V139H210ZM255 142H256V144H255ZM262 142H264V139H263V141ZM8 143V144H7ZM38 143V144H37ZM91 144L90 146H88V145H86V147H85V144ZM94 143V144H93ZM160 143V142H159ZM159 143H157V144H159ZM177 143V144H176ZM247 143V144H246ZM42 144V145H41ZM57 144H58V147H57ZM64 144V145H63ZM92 144L94 145V146H92ZM129 144V143H128ZM156 144V143H155ZM262 144V145H261ZM6 145V149H5V146ZM44 145H48V146H45V148H44ZM55 145V146H54ZM65 145H66V147H65ZM76 145V146H75ZM120 145V146H119ZM176 145V146H175ZM208 145H210V144H208ZM207 145V146H208ZM61 146H63V148L61 147ZM68 146V147H67ZM88 146V147H87ZM206 146V147H207ZM8 147H10V149H7ZM42 147V148H41ZM56 149H55V148ZM60 147H61V149H60ZM77 149H76V148ZM111 147H113V148H111ZM175 147V148H174ZM13 148H15V149H13ZM41 148V149H40ZM54 148V149H53ZM65 148V149H64ZM76 150V153H75V150ZM171 148V149H170ZM172 148H173V150H172ZM208 148V147H207ZM43 149V150H42ZM44 149H46V150H44ZM58 149H60L59 151H56V150H58ZM205 149V148H204ZM203 149V150H204ZM11 150V151H10ZM49 150H53V151H55L56 153H55V155L53 154L52 156L50 155V153H51V151H49ZM62 150V151H61ZM64 150H65V152H64ZM108 152H107V151ZM235 150H233V151H230L229 153L228 152H226L225 153V155H224V157H226V156H229V155H231V154H233L234 152H235ZM10 151V153H8V152ZM61 151V152H60ZM70 151V152H69ZM168 151V152H167ZM3 152V153H2ZM48 152H50L49 154H48ZM59 152V153H58ZM78 152V153H77ZM92 152H93V154H92ZM163 152H165V153H163ZM171 152V153H170ZM247 153L246 154H248L250 157H252V159L254 160V154L252 155V154H249V153H251L250 151H246ZM37 153V154H36ZM109 153V154H110ZM36 154V155H35ZM47 154V155H46ZM66 154V155H65ZM69 156H68V155ZM72 154V155H71ZM1 155V156H2ZM44 155V156H43ZM59 157H58V156ZM108 155V154H107ZM163 155V156H162ZM195 156H199L200 155V153H198L197 155H196V152H195V154H194ZM0 156V157H1ZM45 156H48V158L46 157L45 158ZM50 156V157H49ZM83 156L86 158V155L85 154H83ZM41 157V158H40ZM56 157H57V159H56ZM61 157V158H60ZM79 157V159H77ZM2 158L3 157H1V159H0V162L2 161ZM44 158V159H43ZM60 158V159H59ZM72 158H74V159H72ZM30 159V160H29ZM62 159V160H61ZM64 159V160H63ZM66 159H67V162L68 161H72L71 162V164L70 163H68V167L67 168H65V166H66ZM91 159V158H90ZM219 159L220 158H218V159H215V161L214 162H212V164H214V165H212V166H215L218 162H219ZM38 160V161H37ZM57 160H60V161H57ZM77 160V161H76ZM136 160H138V159H136ZM141 161H142V159H140ZM48 161V162H47ZM57 161V162H56ZM88 161H89V159H88ZM90 161H92V159L90 160ZM28 162V163H27ZM51 162H53V164H51ZM59 162V163H58ZM63 162V163H62ZM74 162V163H73ZM143 162V161H142ZM194 162V161H193ZM193 162H189L188 163V165H190L189 167H192V166H194V164L195 163H193ZM234 162H235V160H234ZM50 163V164H49ZM73 163V164H72ZM139 162H135V164L134 165H136V166H133L132 168V170H130V171H126V172H128V173H124V174H122L121 176H119V181L121 180V181H123V179L124 180H126V179H128L129 178V176L131 175V174H133L134 172H136V171H139V170H137V169H139V166L140 165H138L137 166V164H138ZM157 163V164H156ZM193 163V164H192ZM35 164V165H34ZM39 164V165H38ZM55 164H57V165H55ZM63 164H65V165H63ZM139 164H141V163H139ZM55 165V166H54ZM187 165V163L184 165V167H187L188 166ZM25 166V167H24ZM27 166V167H26ZM46 166V167H45ZM58 166V167H57ZM40 167V168H39ZM47 167H51V168H53L52 169V171L50 170V169H48ZM59 168V170H57V168ZM135 167V168H134ZM150 167V168H149ZM183 167V168H184ZM23 169V170H22ZM63 169V170H62ZM136 169V170H135ZM140 169V170H141ZM190 168H187L186 170H189ZM263 170H264V168H262ZM27 170V171H26ZM185 170V171H186ZM31 171V172H30ZM59 171V172H58ZM134 171V172H133ZM47 172V173H46ZM182 172V171H181ZM22 173V174H21ZM36 174V175H35ZM19 177H18V176ZM124 175V176H123ZM17 176V177H16ZM22 177V178H21ZM46 178V179H45ZM50 179V178H49ZM175 179V178H174ZM51 180V179H50ZM19 181V182H18ZM174 181V180H173ZM173 181L171 182V181H169V185H171V183H173ZM118 182V180H116V181H114V182H112L111 184H109L108 186L106 185L105 186V188H104V191H102L101 193H99V192H97L96 194H94L95 196H93V197H88V199H85L84 201H81L82 203H83V205H85V203L86 202H88V200H92V199H98V197H97V195H101V194H103V192H105L110 186H112V185H114V184H116ZM16 183H17V185H16ZM250 183H252V185L254 186V187H256V184L255 183H257V191H259V188L261 187V184H260V181L259 182H252V181H250ZM39 184H37V185H39ZM169 185H167L165 188H163V189H161L160 190V193H162L161 195H160V193H158V197L157 198H159V197H162V195H165V194H163V191H164V189H168L170 186ZM259 186V187H258ZM21 187V186H20ZM29 187V188H30ZM168 187V188H167ZM12 188H13V190H12ZM28 187L26 186L25 187V189L24 190H26ZM15 189V190H14ZM30 189H32V188H30ZM23 190V191H24ZM12 192V193H11ZM164 193H165V191H164ZM11 194V195H10ZM185 194H183V195H180L179 197H181L182 198V196H184ZM10 196V197H9ZM7 197V198H6ZM178 197V198H179ZM18 198V199H17ZM29 198H31V199H29ZM6 201H4V200ZM7 199V200H6ZM32 200V201H31ZM81 200V199H80ZM159 200V199H158ZM157 200V201H158ZM18 202V203H19ZM44 202V203H43ZM43 202H41L42 203V206H41V203L40 202H38V201H36L35 202V208L33 207H31L30 208V210H29V212L27 213V216H29V217H27V219L25 220V222H23L24 224L22 225V226H20V227H23V228H17V230H13V231H10L9 232V230L8 231H6V230H4L3 232L0 230V235H2L1 237H2V239H1V237H0V242H2V243H0V255H2V256H0V257H3V256H5V255H7L8 254V252L7 251H9V252H11L12 250H15L16 248H18V246L20 247V246H22V245H24V243L25 244H27L30 240H34V242H35V244H32V245H34L33 247H31V248H29V249H27V250H29V251H27L26 253L27 254H29V253H34L33 255L31 254V256H30V254L29 255H27L25 252H24V255H17V256H15V257H13V256H11L12 254L10 253V256H6V257H4V259H3V261L2 262H0V264H4L5 262H6V260H7V262L9 263V264H11L10 262H14V260H15V262L17 263H19V261H20V263H21V261H22V264H27L28 263V261H32L33 260V256H34V258H35V256L37 257V254H38V252L39 253H42V252H46L47 250V248H49L52 244V242H50V241H52V240H50V239H43V240H41L40 241V239H39V241L41 242V243H43V244H41L39 241H38V237L36 238V236H39V235H42V234H44L43 233V231L44 230H47V228H48V226H49V229H51V227L52 228H54V227H57L58 225H60L61 224V226L65 229L64 231H66L67 232V229H68V232L70 231H72L71 229H70V226H71V224H72V218L74 217H70V216H72L71 215V213H73V212H75V213H77L78 212V214H80L83 210V207H82V203L81 204H79L76 208H73L72 207V210H73V212H72V210L70 211V208H68V207H66V208H68L67 210H65L66 211V213L65 214H63V215H61V217H57L56 219H54V220H52L51 218H50V214L51 215H53L54 214V212H56L62 205H64V204H66V202L64 201V202H62V203H64V204H60V202H59V204H56L57 203V201H54V203H53V201L52 200H46V201H43ZM175 202V201H174ZM47 203V204H46ZM43 204L44 205H46V207L45 208H43L44 206H43ZM54 204V205H53ZM155 204V203H154ZM47 205H48V207H47ZM57 205H58V207H57ZM86 206V205H85ZM39 207H42V208H39ZM57 207V208H56ZM65 207V206H64ZM53 208V209H52ZM33 209H34V211H37V213H38V215H37V213L35 212V214H34V211H33ZM39 209H41V210H39ZM46 209V210H45ZM47 209H48V211H47ZM50 209H52V210H50ZM39 210V211H38ZM53 210H55L54 212H53ZM80 210H82V211H80ZM33 213H32V212ZM49 211H51V212H49ZM64 211V210H63ZM64 211V212H65ZM31 212V213H30ZM43 212L45 213V214H43ZM53 212V213H52ZM63 212V213H64ZM49 213V214H48ZM30 214V215H29ZM66 214H67V216H66ZM56 215V214H55ZM55 215H53L52 217H54ZM70 215V216H69ZM32 216H33V218H32ZM35 216H37L36 217V219L34 218ZM39 216H41L40 217V222L42 223H40V225L39 224H37V221H39L38 219V217ZM43 216H45L46 217V219L44 220V218L45 217H43ZM70 217V218H69ZM69 218V219H68ZM162 218H164V216L162 217ZM161 218V219H162ZM51 219V220H50ZM65 219H68V220H71L70 221V223L68 224V220H65ZM160 219V220H161ZM35 222H34V221ZM68 221V222H66V224H65V221ZM159 220V221H160ZM26 221H28L27 223L28 224H26ZM51 222V223H50ZM62 222V223H61ZM33 223V224H32ZM30 224V225H29ZM34 224H35V227H37V228H35L34 227ZM63 224H65V225H63ZM26 226V227H25ZM54 226V227H53ZM66 226V227H65ZM31 229H30V228ZM33 227V228H32ZM27 229H29V231H31V232H29V231H27ZM41 229V230H40ZM44 229V230H43ZM48 229V230H49ZM70 229V230H69ZM22 230H24V232L22 231ZM33 230V231H32ZM21 231L23 232V233H21ZM3 234H2V233ZM6 232V233H5ZM8 232V233H7ZM13 232V233H12ZM15 232H17V233H15ZM20 232V233H19ZM37 232V233H36ZM41 234H40V233ZM39 234V235H36V234ZM7 234H12L13 236H9V235H7ZM22 234V235H21ZM17 235V236H16ZM35 235V236H34ZM8 237V238H7ZM9 237H11V238H9ZM26 238V239H25ZM35 238V239H34ZM166 239L167 238H169V239H171L172 237H169V236H166L165 237ZM8 239H10V240H8ZM22 239V240H21ZM36 239H37V241H36ZM168 239V240H169ZM5 240V241H4ZM44 240H50V241H48V243L50 244H48L47 243V246H46V243H45V241ZM43 241V242H42ZM46 241V242H47ZM37 242V243H36ZM264 242V239H263V241H261L259 244H261V243H263ZM23 243V244H22ZM45 243V244H44ZM36 245L38 246H40V248L42 249H40V248H38V247H36ZM41 245H43V247L41 246ZM48 245H49V247H48ZM131 245V244H130ZM154 245V243L151 245V246H153ZM53 246V245H52ZM14 247V248H13ZM47 247V248H46ZM36 250H35V249ZM38 248V249H37ZM43 248H45V250L43 249ZM51 248V247H50ZM49 248V249H50ZM34 249V251H32ZM255 250H253V251H256L255 253H254V255H252L253 254V252H252V256H251V258H250V256H248L249 258H247V261L246 260H242L241 262H240V264L242 263V264H264V254H262V253H264V243L262 244V245H258L257 247H255L254 248ZM41 250V251H40ZM149 251H151L152 250V247H150L149 249H148ZM148 251V252H149ZM13 253V252H12ZM36 254V255H35ZM39 255V254H38ZM140 256H142L141 258H143V257H145L144 256V254H142V255H140ZM260 256V257H259ZM18 258V259H17ZM20 258V259H19ZM129 258H131V256L129 257ZM14 259V260H13ZM18 260V261H17ZM27 260V262H25V261ZM5 261V262H4ZM6 262V263H7ZM15 262L13 263V264H15ZM25 262V263H24ZM245 262V263H244ZM5 263V264H6ZM19 263V264H20ZM130 263H132V258H131V260L127 263V264H130ZM239 264V263H238Z\"/></svg>",
    "mask_w": 264,
    "mask_h": 264
}]
</instances>
